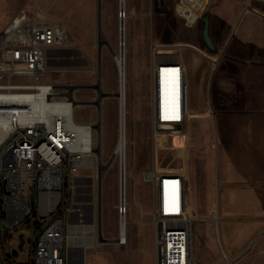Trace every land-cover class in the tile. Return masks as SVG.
I'll list each match as a JSON object with an SVG mask.
<instances>
[{
  "label": "rangeland",
  "instance_id": "obj_1",
  "mask_svg": "<svg viewBox=\"0 0 264 264\" xmlns=\"http://www.w3.org/2000/svg\"><path fill=\"white\" fill-rule=\"evenodd\" d=\"M182 1L187 7L192 6L193 12L198 14L195 20L192 14L189 15L184 10L179 3L180 0H128L127 3L125 13L128 226L131 216L135 214L134 210L149 204L151 211L153 201L151 192L146 188L147 182L143 178L145 172L156 169L149 110L151 92L149 72L152 59L158 61L157 63L175 64L179 61L180 48L186 44L195 41L201 47H205L202 39L203 19L209 16L211 0H187L188 3L186 0ZM5 2L0 0V33L21 11L28 13L35 11L38 16L60 24L67 30L66 44L62 48L48 50L45 53L47 69L41 81L57 84L59 88L75 89L74 97L80 102V107L75 110V119L77 122L91 123L94 128L96 141L94 167L81 170L76 180L79 203L77 208L81 215L79 220L95 225L94 245L84 250L87 256L91 255L87 262L125 263L124 254L129 244L121 247L115 244L118 239L119 221V168L118 158L113 153L117 140L118 113L117 97L114 96L118 91L114 56L117 55L118 48V19L122 14L118 8V0H101L99 30L97 0H5ZM183 55L187 63L189 60L187 50L183 51ZM177 75L178 69L175 66L163 67L158 72L156 115L162 122H165V118L169 122V119H176L178 116ZM94 88H98V91ZM165 108L171 110L173 114L165 115ZM195 133L198 134L196 138L202 140L201 132ZM207 133L210 137V132ZM208 144L195 148L191 159L194 174L201 182L207 179L210 172V142ZM157 157L161 169L166 168L162 172L163 176L167 177L169 173L174 175L173 171H176L175 168L180 163V156L175 148L169 145L165 151L158 152ZM186 160L190 162V158ZM168 184L169 180H162L164 191L167 190ZM71 203L74 204L73 196ZM150 211L146 215L141 212L135 215L144 223H153V214ZM196 225L193 234L195 244ZM129 234L128 231V237ZM30 235L27 225L22 224L7 241L8 250L18 264L27 262ZM5 258L7 263H12L7 255Z\"/></svg>",
  "mask_w": 264,
  "mask_h": 264
},
{
  "label": "crops",
  "instance_id": "obj_2",
  "mask_svg": "<svg viewBox=\"0 0 264 264\" xmlns=\"http://www.w3.org/2000/svg\"><path fill=\"white\" fill-rule=\"evenodd\" d=\"M179 3L197 18L192 6ZM207 18L214 49L195 41L180 48L185 128L180 134H167L154 147L155 181H146L153 198L151 211L147 204L134 213L195 218V264H264V0H211ZM167 114L173 112L165 108ZM197 131L202 140L196 138ZM208 142L210 172L201 182L191 159L195 148ZM169 145L180 163L174 175L164 177L166 168L161 169L157 156ZM163 179L169 180L166 191ZM135 214L122 264H156L155 226ZM90 258L86 255V264Z\"/></svg>",
  "mask_w": 264,
  "mask_h": 264
},
{
  "label": "built area",
  "instance_id": "obj_3",
  "mask_svg": "<svg viewBox=\"0 0 264 264\" xmlns=\"http://www.w3.org/2000/svg\"><path fill=\"white\" fill-rule=\"evenodd\" d=\"M67 40L63 26L35 11H21L0 33V264H9L6 255L11 264H18L7 241L22 224L31 234L25 264H68L69 228L81 218L71 199L89 156V142L76 135L83 122L75 119V89L41 81L46 73L45 53L62 48ZM157 62L152 59L150 68L154 147L167 134H180L188 115L183 65ZM169 66L178 69L179 111L174 121L162 122L156 115L158 72ZM143 178L154 182L155 170L145 172ZM124 213L120 206L119 216ZM194 222L191 216L154 214L156 264H195Z\"/></svg>",
  "mask_w": 264,
  "mask_h": 264
},
{
  "label": "bare ground",
  "instance_id": "obj_4",
  "mask_svg": "<svg viewBox=\"0 0 264 264\" xmlns=\"http://www.w3.org/2000/svg\"><path fill=\"white\" fill-rule=\"evenodd\" d=\"M127 3L128 0H118V8L120 11H122V13L124 12V18H121L120 20L118 19V26H117L118 48H117V55L114 56V62L117 68V75H118V91L116 93L117 102H118V111H117L118 113H117V140L113 149L114 150L113 153L118 158L119 206L124 207V211H125L124 214L119 216V221H118L117 240L118 242L121 241L122 244L127 243V229H128V217H127L128 216V199H127L128 197V191H127L128 136L126 129L127 60H126V13H125L127 9ZM74 105L75 108H78L80 107V102L76 101ZM84 124H88V123H82V124L79 123L80 128L77 129L76 135L80 140L85 138L89 142V156L85 160L84 168H92L94 167L93 156L96 151V141L94 138V130H93L94 128L92 127L91 124H89L84 128V126H82ZM77 197H78V186L76 182L73 188V201L75 205V210L78 209L77 205H79V203H77ZM93 226L95 225H93L92 223H84L83 220L82 221L79 220L76 222L74 221L71 224L68 232V244H67L68 264L86 263V254L84 253V250L85 249L87 250V248H91L94 245L95 231Z\"/></svg>",
  "mask_w": 264,
  "mask_h": 264
},
{
  "label": "water",
  "instance_id": "obj_5",
  "mask_svg": "<svg viewBox=\"0 0 264 264\" xmlns=\"http://www.w3.org/2000/svg\"><path fill=\"white\" fill-rule=\"evenodd\" d=\"M101 0H97V13H98V30L100 29V12H101ZM203 30H202V39L204 44L206 45L207 49L212 51L214 49L213 47V43L211 41L210 35H209V19L207 17H205L203 19ZM95 90L98 91V88H94ZM115 97H117V95H114ZM101 98V96H100ZM115 244H118V240L115 241Z\"/></svg>",
  "mask_w": 264,
  "mask_h": 264
}]
</instances>
